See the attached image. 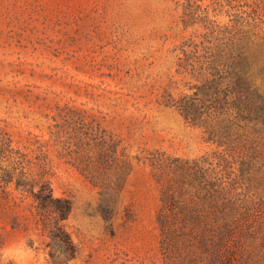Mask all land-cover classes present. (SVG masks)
I'll return each instance as SVG.
<instances>
[{
  "label": "rangeland",
  "instance_id": "1",
  "mask_svg": "<svg viewBox=\"0 0 264 264\" xmlns=\"http://www.w3.org/2000/svg\"><path fill=\"white\" fill-rule=\"evenodd\" d=\"M246 38L264 0H0V264H264V146L181 110Z\"/></svg>",
  "mask_w": 264,
  "mask_h": 264
},
{
  "label": "trees",
  "instance_id": "2",
  "mask_svg": "<svg viewBox=\"0 0 264 264\" xmlns=\"http://www.w3.org/2000/svg\"><path fill=\"white\" fill-rule=\"evenodd\" d=\"M229 63L224 70L228 74L223 77L219 71L213 74L214 78L220 77L216 80L218 82L215 81L213 93L209 89L204 98L186 102L181 110L194 125L206 126L208 140L219 147L232 150L236 145L244 148H247V143L253 145L249 148L255 152V159L262 149L260 144L264 146V44L255 47L250 39H244L238 54ZM225 79H228V89L223 96L219 88ZM210 109L212 112H208ZM38 198L47 205L46 198ZM57 206L60 208L59 219L66 220L70 204ZM60 230L59 227L57 233Z\"/></svg>",
  "mask_w": 264,
  "mask_h": 264
},
{
  "label": "clouds",
  "instance_id": "3",
  "mask_svg": "<svg viewBox=\"0 0 264 264\" xmlns=\"http://www.w3.org/2000/svg\"><path fill=\"white\" fill-rule=\"evenodd\" d=\"M4 251L8 253V256L3 258L5 260L11 258L16 261V264H24V258L30 253V249L27 247L26 242L23 241Z\"/></svg>",
  "mask_w": 264,
  "mask_h": 264
}]
</instances>
